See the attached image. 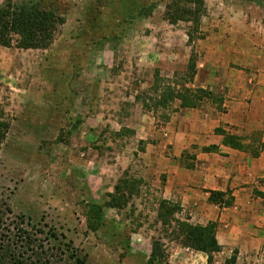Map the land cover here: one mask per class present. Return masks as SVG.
<instances>
[{
	"label": "rangeland",
	"instance_id": "obj_1",
	"mask_svg": "<svg viewBox=\"0 0 264 264\" xmlns=\"http://www.w3.org/2000/svg\"><path fill=\"white\" fill-rule=\"evenodd\" d=\"M30 1L63 24L44 50L0 47V220H23L25 230L43 233H35L40 240L53 232L55 241L42 244L56 264H74L73 257L147 264L152 239L163 244L166 264H206L203 253L173 238L176 221L212 225L219 249L210 264H264V194L256 189L263 178L236 185L244 188L234 195L189 183L169 196L165 183L169 165L194 173L198 154L221 159L229 149L254 160L261 153L264 118L253 103L251 64L254 41L264 39V0H204L191 47L188 25L163 20L168 0ZM244 83L247 99L238 95ZM183 89L210 94L181 107L175 96ZM241 103L248 107L238 114ZM173 113L204 131L188 130L198 139L179 157L166 144ZM229 135L260 149L258 156L224 145ZM189 187L200 192L185 203ZM117 198L125 202L112 207ZM161 200L171 208L165 226Z\"/></svg>",
	"mask_w": 264,
	"mask_h": 264
},
{
	"label": "trees",
	"instance_id": "obj_2",
	"mask_svg": "<svg viewBox=\"0 0 264 264\" xmlns=\"http://www.w3.org/2000/svg\"><path fill=\"white\" fill-rule=\"evenodd\" d=\"M204 12V0H168L164 5L162 17L169 25H175L178 22L188 25V30L185 32L186 44L191 47L194 40L199 38L198 26ZM62 24L63 18L61 16L57 15L53 10L43 7L38 2L4 0L0 3V47L8 48L13 46L23 50H44L51 45ZM192 53L193 51L190 49L191 56ZM192 67L193 62L190 58L188 68L192 69ZM182 91L184 92L181 94L177 93L175 96L181 101V107H193L195 103L192 98L196 94H210L202 90L190 92L188 89H183ZM223 144L229 148L244 150V152L248 150L246 149L247 146L240 144V139L230 135L226 136ZM259 150L256 152L252 149L251 151L248 150L247 153L258 156ZM116 190L115 188V192ZM120 200H122V203L125 202L123 198H117V201L111 199V202H113L111 206L117 207ZM167 204L166 201L161 200L157 209V217L160 218L162 226L168 223V220L164 219L165 216L169 215V210L171 209L167 208ZM91 210L93 215L100 217L99 206L92 205ZM9 224H5V220H0V264H56L54 261H59L56 258L57 256L48 254L47 249H44L42 244L43 240L54 239L53 241H55L53 232L46 233L45 239L40 240L35 236L38 230L32 233L20 226L24 224L23 220H19V223L14 222L10 226ZM175 227L176 232L173 238L178 239L185 247L203 253L206 264H210L212 253L217 252L219 249L214 238L212 225L207 224L203 227L190 226L185 222L176 221ZM37 233L41 232L38 231ZM73 259L74 264L82 263L76 257H73ZM147 264H166L163 244L158 240L152 239L150 242Z\"/></svg>",
	"mask_w": 264,
	"mask_h": 264
},
{
	"label": "crops",
	"instance_id": "obj_3",
	"mask_svg": "<svg viewBox=\"0 0 264 264\" xmlns=\"http://www.w3.org/2000/svg\"><path fill=\"white\" fill-rule=\"evenodd\" d=\"M262 6V5H260ZM263 41L261 43L260 41ZM255 47L252 50L253 54H255V60L251 64L253 69L255 66L257 67V81L251 85V94L254 97L253 103L254 106L257 107L255 111H257L258 120L264 118V39L259 38L257 41H254ZM210 61L209 58L207 59ZM162 65H168V63L164 62L163 58L160 60ZM204 67L207 68L208 64L204 63ZM228 78V75L225 76ZM211 79V78H210ZM205 80V79H204ZM250 81L248 80V83ZM245 83L241 85L240 90L238 91L239 97H243L244 99L248 98V91L244 88ZM248 106L245 103H241V108L237 110V113L245 112ZM232 109V108H231ZM173 113L170 116V120L165 126V130L167 132V141L166 144L171 145V153L174 157H179L181 151L185 149L186 145L191 143H196L193 141H197L198 138L195 136L189 135L188 130H192V128L196 125L198 128V133H204L201 128V123L195 122V119L189 122V120H185L182 116H176ZM226 115V114H225ZM224 115V116H225ZM202 121V119H199ZM259 124V123H258ZM208 137V135H207ZM212 137H209L208 143L215 142ZM263 148L261 153L257 157V159H249L245 157L242 153L234 152L229 149H222V152L227 154L226 157L221 159L215 157L216 155L203 156L202 154L197 155V163L195 165V172L192 174L184 173L179 170L177 165H169L171 166V170L167 171L165 175L166 184H167V194L169 196L181 195L183 194V189L185 186L191 184H199L204 188L215 189V190H223L231 189L232 195L239 193V191L243 190L244 187L235 188L236 185H242V183H246L247 181H254L255 178H263L262 186L256 187L257 191L262 192L264 194V133L262 135ZM217 143V142H216ZM242 155V156H241ZM213 160V162H212ZM167 161V158L165 159ZM244 161L246 162V167L244 165ZM173 162V161H172ZM214 162H218L225 167H220L221 170L214 165ZM168 164V163H167ZM222 165V166H223ZM177 166V167H176ZM248 170V171H247ZM239 171L238 177H235V173ZM247 173L248 178H244L241 176V173ZM241 176V177H240ZM249 178H251L249 180ZM235 179V181L233 180ZM237 179H241L240 184L236 183ZM200 191H196L195 188H186L184 193L187 194L190 198L185 200V203L190 200H194L195 196L199 194ZM193 196V198H191ZM192 200V201H193ZM257 204V202H255ZM259 216V215H258ZM259 220H263V218L259 217Z\"/></svg>",
	"mask_w": 264,
	"mask_h": 264
}]
</instances>
